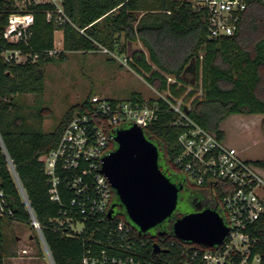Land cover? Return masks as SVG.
<instances>
[{
  "label": "trees",
  "instance_id": "16d2710c",
  "mask_svg": "<svg viewBox=\"0 0 264 264\" xmlns=\"http://www.w3.org/2000/svg\"><path fill=\"white\" fill-rule=\"evenodd\" d=\"M62 1L64 13L59 14L50 3L0 0V184L15 219L0 218V264H5L9 257L7 222L25 223L35 233L37 231L12 175L10 162L40 226L53 264H83L86 257H100L104 251L113 256L115 252L110 245L120 244L118 224L128 223L123 216L104 222L87 219L83 233H73L66 222L72 215L66 216L64 212L65 207L70 209L76 196L64 182L66 174L59 175L61 204L51 201L52 187L40 159L57 148L65 127L76 113L87 111L93 96L67 111L51 133L30 126L24 113L25 96L43 93L48 64L67 61L68 53L86 55L106 49L109 53L125 55L131 44L141 42L147 54L140 49L133 51L128 57L129 66L156 93L183 99L185 105H191L188 117L215 134L226 146L222 125L227 119L264 116V5L260 0L249 1L237 33L221 40L208 38L204 13L182 0ZM18 3L25 4V11H19ZM28 14L34 18L28 45L8 42L4 33L9 18ZM56 32L63 33V52L58 58L56 53L53 55ZM9 51H20L27 60L6 62L3 54ZM191 64L194 72L188 70ZM167 77H173L175 82L169 83ZM131 102L145 103L141 96H135ZM149 103H158L159 112L158 120L145 129V136L173 165L180 154L177 139L181 129L173 126L177 114L162 99ZM262 126L264 129V120ZM239 152L264 177V160L252 161ZM79 220L83 221L84 216ZM175 221L174 215L168 220L171 227L166 229V243L160 245L168 251L165 254H155V240H151L148 233L140 234L131 223L136 237L144 242L141 246L136 240L135 252L162 263L182 261L184 243L173 235ZM248 233L259 240L256 253L264 254V216Z\"/></svg>",
  "mask_w": 264,
  "mask_h": 264
},
{
  "label": "built area",
  "instance_id": "2783aa9c",
  "mask_svg": "<svg viewBox=\"0 0 264 264\" xmlns=\"http://www.w3.org/2000/svg\"><path fill=\"white\" fill-rule=\"evenodd\" d=\"M251 0H193L194 8L204 13L210 40L233 37ZM264 5V0H260ZM57 13L63 14L62 0H49ZM51 19V15H48ZM34 24L32 15H12L4 38L10 43L28 45ZM105 54L109 51L103 50ZM20 51L3 54L6 62L23 63ZM168 82L173 80L167 77ZM171 110L177 114L173 126L181 129L177 139L180 154L173 166L184 174L189 183L202 189H215L221 196L217 211L230 233L225 242L212 249L197 244L184 243L183 260L159 262L135 252L136 231L124 221L117 227L120 244H111L115 252L109 256L105 251L100 257H86L83 264H264V254L256 253L259 240L248 233L264 216V177L260 171L242 157L240 152L226 146L217 136L195 124L187 115L191 105L166 94L157 93ZM185 107V108H184ZM158 103H119L93 96L87 111L78 112L63 130L57 148L41 157L45 174L52 187L51 201L61 204L58 187L62 183L60 173L66 174L64 182L75 193L71 207L64 214L72 215L66 222L82 225L85 220L112 221L108 213L114 204L115 192L106 176L101 173L103 159L117 148L115 137L119 130L133 126L143 131L158 120ZM10 169L33 226L41 234L30 203L10 162ZM69 213V214H68ZM84 220H79L80 216ZM115 216V215H114ZM0 218L15 220L10 201L0 184ZM16 222V221H14ZM73 233H75L73 231ZM83 233V232H82ZM81 234V233H78ZM118 253V255H116Z\"/></svg>",
  "mask_w": 264,
  "mask_h": 264
},
{
  "label": "rangeland",
  "instance_id": "374dc122",
  "mask_svg": "<svg viewBox=\"0 0 264 264\" xmlns=\"http://www.w3.org/2000/svg\"><path fill=\"white\" fill-rule=\"evenodd\" d=\"M45 1V0H38ZM193 5V0H183ZM19 11H25V4L18 3ZM63 33H55V57L63 52ZM147 51L141 44H131L127 54L116 53H68L67 61L58 64H48L45 67V86L41 95L25 96L28 123L36 130L51 133L64 114L70 109L89 100L91 96L116 101L131 102L135 96H141L145 102L158 98L157 93L148 85L145 79L133 70L128 63V57L135 50ZM23 63L27 60L23 59ZM175 82L173 77H169ZM264 116H233L223 125L226 132L225 143L243 152L252 161L264 160ZM163 161L165 156L162 155ZM178 176L184 174L178 172ZM184 209L189 211L188 207ZM118 216L130 225L123 212ZM126 223V222H125ZM63 224V222L61 223ZM75 234L82 233V225L68 224ZM133 226V225H130ZM37 233V231H36ZM29 225L21 222L5 224L6 248L9 257L5 264H53L41 239ZM39 237V235H38Z\"/></svg>",
  "mask_w": 264,
  "mask_h": 264
},
{
  "label": "water",
  "instance_id": "95a60500",
  "mask_svg": "<svg viewBox=\"0 0 264 264\" xmlns=\"http://www.w3.org/2000/svg\"><path fill=\"white\" fill-rule=\"evenodd\" d=\"M193 67L191 64L188 70L194 72ZM115 142L117 148L103 159L101 173L111 184L129 221L140 234H147L174 215L182 188L162 172L160 150L146 138L141 128L133 126L119 130ZM116 208L113 204L109 220L113 219ZM172 230L177 240L209 249L221 246L230 233L220 214L212 209L184 215L175 221ZM167 252L160 245H154L155 254Z\"/></svg>",
  "mask_w": 264,
  "mask_h": 264
},
{
  "label": "flooded vegetation",
  "instance_id": "af4514ba",
  "mask_svg": "<svg viewBox=\"0 0 264 264\" xmlns=\"http://www.w3.org/2000/svg\"><path fill=\"white\" fill-rule=\"evenodd\" d=\"M162 154L160 152L159 165L162 172L166 175L168 179L178 187L182 188L179 193L178 208L174 213V218L179 219L186 214L193 212H201L206 209H212L218 211L221 203V195L215 189H202L188 182L187 178L184 176H178L175 167L165 158L163 161ZM114 204L117 205L115 209V214L117 211L125 213L123 207L120 206L118 198L114 197ZM184 207H188L189 211L185 210ZM114 214V215H115ZM171 224L164 222L162 225L158 226L154 230L148 233L151 240H155V244L164 245L166 243V237L163 236L167 232V228H170ZM136 228V227H135ZM137 229V228H136Z\"/></svg>",
  "mask_w": 264,
  "mask_h": 264
},
{
  "label": "crops",
  "instance_id": "0c3cea01",
  "mask_svg": "<svg viewBox=\"0 0 264 264\" xmlns=\"http://www.w3.org/2000/svg\"><path fill=\"white\" fill-rule=\"evenodd\" d=\"M31 1L35 2L36 4H45V3H48L49 0H45V1H43V2L38 1V0H31ZM182 1H183V0H182ZM186 2H187V1H186ZM224 124H225V123H224ZM224 124H223V125H224ZM223 125H222V130H224Z\"/></svg>",
  "mask_w": 264,
  "mask_h": 264
}]
</instances>
